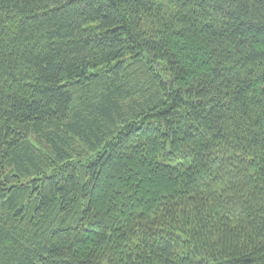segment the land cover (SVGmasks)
I'll return each instance as SVG.
<instances>
[{"label":"trees","instance_id":"obj_1","mask_svg":"<svg viewBox=\"0 0 264 264\" xmlns=\"http://www.w3.org/2000/svg\"><path fill=\"white\" fill-rule=\"evenodd\" d=\"M0 264H264V0H0Z\"/></svg>","mask_w":264,"mask_h":264},{"label":"rangeland","instance_id":"obj_2","mask_svg":"<svg viewBox=\"0 0 264 264\" xmlns=\"http://www.w3.org/2000/svg\"><path fill=\"white\" fill-rule=\"evenodd\" d=\"M81 160H85V159H81Z\"/></svg>","mask_w":264,"mask_h":264}]
</instances>
